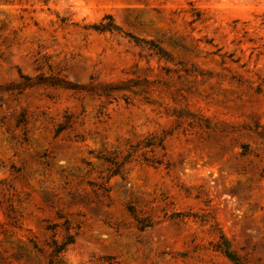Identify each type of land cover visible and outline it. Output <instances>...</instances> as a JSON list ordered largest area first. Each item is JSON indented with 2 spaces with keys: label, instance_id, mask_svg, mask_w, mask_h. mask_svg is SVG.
Listing matches in <instances>:
<instances>
[{
  "label": "rangeland",
  "instance_id": "obj_1",
  "mask_svg": "<svg viewBox=\"0 0 264 264\" xmlns=\"http://www.w3.org/2000/svg\"><path fill=\"white\" fill-rule=\"evenodd\" d=\"M0 264H264V0H0Z\"/></svg>",
  "mask_w": 264,
  "mask_h": 264
}]
</instances>
